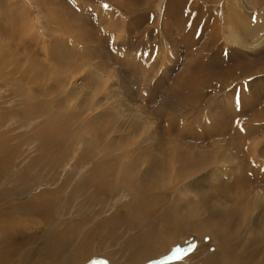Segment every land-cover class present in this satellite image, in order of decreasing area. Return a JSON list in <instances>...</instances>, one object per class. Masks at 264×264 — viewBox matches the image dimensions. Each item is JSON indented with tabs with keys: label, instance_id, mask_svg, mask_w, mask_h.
Here are the masks:
<instances>
[{
	"label": "bare ground",
	"instance_id": "6f19581e",
	"mask_svg": "<svg viewBox=\"0 0 264 264\" xmlns=\"http://www.w3.org/2000/svg\"><path fill=\"white\" fill-rule=\"evenodd\" d=\"M21 1L0 0V96L12 103L0 102V128L12 121L20 128L4 136L22 145L26 160L3 177L0 144L8 191L0 264H60L54 243L29 238L56 223L57 239H68L63 220L45 216L58 205L62 216L65 204L76 205L71 227L79 242L104 233L100 222L124 233L110 264H138L152 253L164 257L159 264H264V51L249 56L261 29L245 25L230 44L216 25L201 36L194 22L186 32L191 8L172 0L161 37L154 28L140 31L139 13L156 0L114 4L139 17L126 28L104 0H67L72 8L34 0L46 17L36 23ZM179 5L182 24L168 29ZM187 241L199 244L189 256Z\"/></svg>",
	"mask_w": 264,
	"mask_h": 264
},
{
	"label": "rangeland",
	"instance_id": "374dc122",
	"mask_svg": "<svg viewBox=\"0 0 264 264\" xmlns=\"http://www.w3.org/2000/svg\"><path fill=\"white\" fill-rule=\"evenodd\" d=\"M65 1H67V0H65ZM100 1L102 2L103 0H100ZM166 1L167 0H156V1H154L155 2L154 4H152L151 1H150V5L151 4L152 5L148 6V8H147V10L150 9V11L148 13H143V12L139 13V14L142 13L141 16L140 15H138V16H140L143 19L142 24H140L141 25L140 31L145 32L147 30V28L148 29H152V30L154 28L153 32L155 34H160V37L162 36L159 26H160L161 19L163 17L164 9L166 8L165 7ZM181 1H182L183 5L186 4V5H184L185 6V12L191 8V11H189L190 15L188 17V20L184 23V25H186V24L188 25V26L187 25L184 26L185 28H183L184 30L187 29L186 32H189V30L191 29V26L194 25V22L199 24L200 29H199V31H197L196 34L199 35L201 33V36L205 35V33H207V32H210V30L212 29V26L216 25L217 30L219 28L220 32L222 33L221 37L224 39V43L225 44H230V43H233V42H237L238 37L241 35L242 32L243 33L247 32V30H245V25H247V27L249 26V28L250 27H253V28L254 27H259L261 29V34L255 39V41H256L255 43L258 45V47H256V49H254L255 51L251 50L249 52L250 53L249 56H251V54L252 55L256 54L255 53L256 51H257V53L264 51V49H263L264 48V0H247L248 1L247 4H246V0H243V3L245 4L244 6H242L240 0H186V1L185 0H172L173 5H177L178 3L180 4ZM68 2H70V1L65 2L66 5L68 4L66 7H68V6L71 7L72 3H68ZM123 2H124V0H112V1L111 0H104L103 1L104 6H106L108 9H111L117 15L121 16V14H122L121 17L123 18V28H126V27H129V25L133 22L134 19H137L139 17L135 18V16H133L131 18V15L128 12L123 13V11H120L118 9V7H116V5H114V4H117V3L119 5H121ZM170 2H171V0H168V4L172 5V3H170ZM183 5H182V7H183ZM19 6H22V8L26 9L29 12L31 11L30 14L32 15V17L34 18V21L36 23H38V22H46V20H45L46 17L43 15L41 10H39L35 6L34 0H25V1L22 0L21 4ZM72 7H74V5ZM179 7H180V5L175 10L169 11L172 15L169 16L170 20H168V29H169V27L170 28L172 27L171 26L172 24H170V23H176L177 26H180L182 24V22H180V20H179V16L176 13V11L178 10ZM182 7L180 9H182ZM139 11H140V8L137 9L135 12L138 13ZM154 21L158 22L157 26L154 23ZM186 27H188V28H186ZM171 30H170L171 32L175 31V29L174 30L171 29ZM248 32L251 34L250 31H248ZM37 33L41 35V40L42 41H45L46 43L49 44V41H48V38L46 37V34H42L41 31H40V28L37 29ZM251 36H253V35H249L248 34L247 38L251 39ZM179 44H180V46H179V48H180L179 61L181 63H183V62L186 61V58L184 57V51L185 50L183 52H181L182 49H184V48H183V45L181 46L182 43H179ZM165 47L167 48L168 44H165ZM171 48L172 47L169 46L167 48V52H171L172 51ZM226 49H227V47H226ZM227 51H229V50H227ZM244 53L247 54V50H245ZM1 101L9 102V104L7 105L8 107L12 106L11 100L8 99L5 94H2L0 96V102ZM9 129L14 135H16L17 133L20 132V128H18L16 124H13V121H12V125L10 124L9 126L3 128V129L0 128V144L4 143L6 145L4 150H6V152H7L4 155L6 157V160H7V164H6L7 172L4 174L3 177H6L7 175H9L11 173H14V172L18 171L19 169H21V166L26 161V160H24L25 159L24 155H22L23 154L22 153V145H20V144H16L15 145L12 142L8 143L9 141H6L4 133L8 132ZM12 129H13V131H12ZM3 137H4V139H3ZM77 146L82 147L83 143H78ZM25 154H26V157L30 155V153H25ZM14 159H15V161H14ZM52 161H55L56 164L58 165V161L57 160H52ZM72 164L73 163L67 162V164H66L67 167L65 166V169H68V167H70ZM45 170L46 169H43V174H45L44 173ZM7 193H8V191L4 188V184L0 183V205H5L6 207H7V205L4 203V200H5L6 196H7ZM20 196H24V194H21ZM12 198L16 199L14 197H12ZM25 202L30 204V201H28L27 198H25ZM7 204H9V203H7ZM111 206H109L110 208L107 207L109 209V211H110V209H112L114 207V206H112V207ZM64 207H66L67 210H65V212L62 214V216H58L59 215L58 212L60 211V208H61L60 205H58L57 208L53 207L50 210L49 214H47L45 216H48L50 218H56V217L61 218L63 220L61 226L66 229V233L68 235V239L66 237V238H64V239L59 241V239H57V237L55 235V233H57V232L59 233V230H57V226L56 225H52V224H56V223H51L49 225L47 224L46 226L40 227L38 229L39 231L29 238L30 241L32 243H37L38 242L37 244H42V245H45V246H49V244L53 245V243H54L55 244V248H52V249H56V251L52 255H56L59 258L60 264L61 263L62 264H79V262H80V264H110L111 262H114L113 258H115V256H114L115 253H120L123 250V244L125 242V239H127V238H125L122 235L124 233L120 234L121 230H118L116 228V226H114V224H107V225L104 224L103 225L100 222L99 227L102 226L101 229H102L103 232L105 230L104 233L98 234L96 232L98 234V237L97 238L94 237L93 238L94 241L92 239L90 242H87V243L79 242L78 238L77 239L74 238L75 234H74V232L72 230L73 228L71 227L72 222L78 216L77 212H76V205H73V206L69 207L68 205L65 204ZM53 209H54V211H53ZM53 213H55V214L53 215ZM5 218H6L5 215L0 216V220L1 221L4 220ZM99 221H101V220H99ZM108 225H109L110 229L108 228ZM113 228H115L117 230L113 231L114 230ZM108 232H110L108 234L109 236L107 235V237H106V234ZM116 232H118V233H116ZM97 234H95V235L97 236ZM104 234H105V236H104ZM115 236H117V237H115ZM121 236L123 237V239L121 238ZM100 237L102 239H100ZM128 238H130V237H128ZM192 241H190L191 244H190L189 241L182 243V244L186 245V247H185V248H187L186 252H188L187 256H189V253L195 251L197 246L199 245V244H197L196 241H194V242H192ZM109 242H111L110 247L118 246V248H116L118 250L115 251V247H113V249L111 250V248L107 246V245H109ZM119 242H120L121 246H120ZM61 243H63V244H61ZM89 243H91V244L89 245ZM134 243H135L134 245L141 244L139 241H135ZM58 244H59V246H58ZM81 244H82V246H81ZM77 245H79V246H77ZM83 245H87L88 247H85ZM93 245H94V247H93ZM97 246H101V247H97ZM61 247H63L62 248L63 250L61 249ZM93 248H94V250H93ZM26 249H28L27 253H32L30 250H33V245L31 243H29L28 246L26 247ZM83 249L85 250L84 254L81 253ZM71 250H72V252H71ZM89 250H90V253H89ZM77 251H78V255H80V256L77 255ZM74 252H76V253H74ZM177 253H180V252L178 251ZM64 254H66V255H64ZM71 255H73L74 257L71 256ZM147 255L150 256V258H147L148 257ZM147 255H146L147 257L144 256L142 258L144 264H151V263L152 264H159V263L164 261V257L161 256L162 254H159V256H156L153 260H152V257L155 256V255H153V253L152 254H147ZM187 256H184V258L187 257ZM160 257H161V259H160ZM203 257H206V256H203ZM74 258H75L76 261L74 260ZM67 260H68V263H66ZM144 260H146L148 263L147 262L145 263ZM139 261H140V263L138 262V264H141V263L143 264L141 259H139ZM38 263L39 264H45V262L40 261V260L38 261ZM56 263H50V264H56Z\"/></svg>",
	"mask_w": 264,
	"mask_h": 264
},
{
	"label": "snow or ice",
	"instance_id": "6c2138e0",
	"mask_svg": "<svg viewBox=\"0 0 264 264\" xmlns=\"http://www.w3.org/2000/svg\"><path fill=\"white\" fill-rule=\"evenodd\" d=\"M178 259L180 258V257H177Z\"/></svg>",
	"mask_w": 264,
	"mask_h": 264
}]
</instances>
